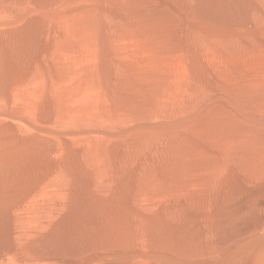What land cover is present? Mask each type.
<instances>
[{
    "label": "rangeland",
    "instance_id": "obj_1",
    "mask_svg": "<svg viewBox=\"0 0 264 264\" xmlns=\"http://www.w3.org/2000/svg\"><path fill=\"white\" fill-rule=\"evenodd\" d=\"M22 184L126 264H264V0H0Z\"/></svg>",
    "mask_w": 264,
    "mask_h": 264
},
{
    "label": "bare ground",
    "instance_id": "obj_2",
    "mask_svg": "<svg viewBox=\"0 0 264 264\" xmlns=\"http://www.w3.org/2000/svg\"><path fill=\"white\" fill-rule=\"evenodd\" d=\"M31 193L30 187L23 184L0 187V264L127 263L124 257H118L120 260L114 258L115 255L112 256V252L107 247L100 249L98 246L99 252L95 249L96 245L93 248L91 243L87 245L88 242L82 241V237L76 229H73L75 225L71 224L73 227L70 228L66 224L68 219L67 216H62L63 213L61 214L64 211L63 205L62 209L59 208L61 204L56 206L60 210L55 207L54 214L53 208L47 207L48 204L45 206L43 205L45 203H40L43 207L50 208L53 217L50 215V218L34 220L33 216L45 211L46 208L33 204V200L28 203L27 199L30 198ZM73 221L71 220L70 223ZM74 234L77 238L81 237V241Z\"/></svg>",
    "mask_w": 264,
    "mask_h": 264
}]
</instances>
